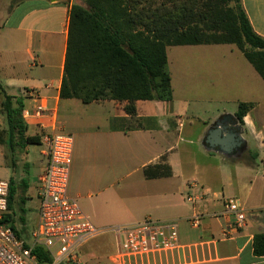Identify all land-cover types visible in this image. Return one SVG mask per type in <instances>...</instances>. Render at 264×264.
Instances as JSON below:
<instances>
[{
	"label": "crops",
	"instance_id": "1",
	"mask_svg": "<svg viewBox=\"0 0 264 264\" xmlns=\"http://www.w3.org/2000/svg\"><path fill=\"white\" fill-rule=\"evenodd\" d=\"M75 2L0 0V84L10 96L22 99L27 107L32 106V101L23 91H39L52 111L44 121L58 130H63L58 122L59 106L64 100L60 98V89L69 14ZM242 3L254 31L264 38V0H242ZM218 45H230L228 56L200 57V114L193 118L200 129L196 132L193 127H186L190 118L181 115L188 111V105L182 112L176 109L173 84L172 101H137L135 116L125 112L126 102H93L111 104L113 112L107 124L86 134V158L92 165L83 174L91 192L86 197L75 192L71 197L79 201L93 223L94 209L85 200L107 195L122 201V211L130 220L116 225L94 223L101 229L135 224L148 218L175 223L181 247L175 252L151 257L149 264H264V255H256L254 247L255 237L264 234V101L257 95L264 89V80L250 63H244L245 57H230L235 55L236 45ZM5 68L11 72L5 73ZM237 90L249 93V98H241L239 105L252 104L243 124L236 117L238 111L229 112L224 107L231 92ZM3 99L0 93V112L5 116ZM166 104H170L168 112ZM229 115L241 126L243 144L237 149L211 147L207 143L210 131L219 129L222 139L230 136L223 126V120ZM6 127L0 118V131ZM28 134H40V130L36 125H29ZM0 153L5 163V146L0 145ZM193 153L200 155V165L189 160ZM125 157L132 168L128 167ZM157 164L170 167L172 174L148 178L146 168ZM37 187L38 181L36 193ZM229 198L240 201L246 223L226 237L225 228L234 221L224 206ZM196 216L201 217L197 228L190 223ZM102 236L110 237L113 254L116 237L109 232ZM92 241L81 248L80 257L82 252L92 251Z\"/></svg>",
	"mask_w": 264,
	"mask_h": 264
},
{
	"label": "trees",
	"instance_id": "2",
	"mask_svg": "<svg viewBox=\"0 0 264 264\" xmlns=\"http://www.w3.org/2000/svg\"><path fill=\"white\" fill-rule=\"evenodd\" d=\"M218 44L236 45L264 80V38L254 31L242 0H76L69 14L60 98L84 104L126 102L125 112L135 116L137 101L173 99L168 47ZM0 93L7 123L0 131V145L14 156L19 148L40 144V134H28L23 100L10 96L1 84ZM251 106L239 105L236 117L241 124ZM145 174L168 177L172 171L157 164ZM18 188L11 179L10 211ZM21 188L28 190L27 179ZM13 215L8 218L20 235ZM254 247L256 255H264V234L255 237ZM34 253L40 261H51L41 247Z\"/></svg>",
	"mask_w": 264,
	"mask_h": 264
},
{
	"label": "built area",
	"instance_id": "3",
	"mask_svg": "<svg viewBox=\"0 0 264 264\" xmlns=\"http://www.w3.org/2000/svg\"><path fill=\"white\" fill-rule=\"evenodd\" d=\"M23 94L32 101L31 107L24 105L23 121L38 127L44 145V166L36 193L38 223L32 232L33 243L16 232L8 218L11 180L0 179V264H80L81 248L108 232L116 237V250L110 256L113 264H139L181 247L179 229L173 222L148 218L111 229L97 227L79 201L68 194L74 136L44 121L52 111L39 91L25 89ZM224 206L226 214L234 218L225 228L227 237L245 226L246 213L237 198L226 199ZM200 220L196 216L190 223L197 228ZM37 247L45 250L51 257L50 262L39 260L34 253Z\"/></svg>",
	"mask_w": 264,
	"mask_h": 264
},
{
	"label": "rangeland",
	"instance_id": "4",
	"mask_svg": "<svg viewBox=\"0 0 264 264\" xmlns=\"http://www.w3.org/2000/svg\"><path fill=\"white\" fill-rule=\"evenodd\" d=\"M229 47L230 45H204L174 46L168 48L169 70L172 75L174 88V103L178 112H182L185 105H188V111L180 114L190 118L187 121L186 127H193L194 132L200 129V126L193 120L194 115L200 114V57L228 56L229 53L227 51H229ZM235 49V55L230 57H244L237 48ZM243 59L246 65H250L245 58ZM4 72L10 73L11 70L5 68ZM233 93L231 92L229 101L224 105L229 112H237L239 100L241 98H249L247 91L241 92L237 90V92ZM201 95L205 96V94ZM257 95L259 96V100L264 101V89L259 91ZM152 103L157 105L156 102ZM169 105L166 104V111L167 108L169 109ZM157 109H160V107H157ZM111 112H113L111 104H83L81 101L75 99L62 100L59 106V125L63 127L64 132L73 134L75 140L68 186L70 197L75 192H80L84 197L91 192L83 174L85 168L92 165L86 158V134L93 132L98 126L103 127L107 124V119L111 115ZM0 118L3 119V127H6V117L1 112ZM31 132H33L32 128ZM43 149L44 145L33 144L28 146L27 149L19 148L14 156L11 153H7L6 150L5 155H7L8 159L5 163L0 153V179H13L19 187L14 199L12 212L17 228L22 231L23 238L28 243H33L32 232L38 223V199L35 188L43 167V156L41 154ZM125 159L127 160L128 167L132 168L133 165L128 160V157H125ZM189 160L195 161L200 165V155L197 153L190 155ZM13 161L17 162L15 167L12 164ZM257 163L261 166L260 158H258ZM23 179H27L31 183V187L26 192L21 188ZM85 203L87 206L93 207L94 215L92 216V220L98 226L100 224H123L130 220L122 211L123 205L120 199H110L107 195H100L93 200H85ZM21 218L24 219L23 222ZM109 239V236H102L92 241L90 243L92 251L90 253L82 252L80 257L81 264H111L109 256L113 251V242ZM139 264H149V260Z\"/></svg>",
	"mask_w": 264,
	"mask_h": 264
},
{
	"label": "water",
	"instance_id": "5",
	"mask_svg": "<svg viewBox=\"0 0 264 264\" xmlns=\"http://www.w3.org/2000/svg\"><path fill=\"white\" fill-rule=\"evenodd\" d=\"M223 126L225 130L230 134L228 139H222V131L219 129H214L210 131L207 137V143L211 147L222 146L228 149V147H233V149L240 148L243 144L241 126L238 124V120L234 116H227L223 120Z\"/></svg>",
	"mask_w": 264,
	"mask_h": 264
}]
</instances>
